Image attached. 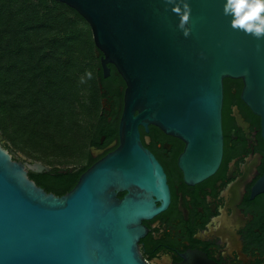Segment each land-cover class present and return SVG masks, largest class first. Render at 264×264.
<instances>
[{"label": "water", "instance_id": "obj_1", "mask_svg": "<svg viewBox=\"0 0 264 264\" xmlns=\"http://www.w3.org/2000/svg\"><path fill=\"white\" fill-rule=\"evenodd\" d=\"M54 1L88 23L103 77L112 65L125 84L118 142L61 197L28 177L50 167L0 145V264H144L140 222L161 211L152 198L168 189L139 126L184 142L187 180L212 176L223 155L225 79L242 81L241 99L264 132V39L234 29L223 0Z\"/></svg>", "mask_w": 264, "mask_h": 264}, {"label": "trees", "instance_id": "obj_2", "mask_svg": "<svg viewBox=\"0 0 264 264\" xmlns=\"http://www.w3.org/2000/svg\"><path fill=\"white\" fill-rule=\"evenodd\" d=\"M99 67L91 29L73 9L54 0H0V141L50 167L28 177L58 197L94 164L88 147L102 136L105 144L118 140L119 117L100 116L106 81ZM108 67L121 101L123 80Z\"/></svg>", "mask_w": 264, "mask_h": 264}, {"label": "flooded vegetation", "instance_id": "obj_3", "mask_svg": "<svg viewBox=\"0 0 264 264\" xmlns=\"http://www.w3.org/2000/svg\"><path fill=\"white\" fill-rule=\"evenodd\" d=\"M108 68L104 78L99 67L106 81L100 116L109 122L121 117L125 84L117 87V101ZM242 89L241 80L223 81V155L202 181L187 180L180 169L181 139L153 123L139 126L140 145L162 168L168 189L165 199L152 198L161 211L140 222L144 264H264V132L260 117L242 101ZM104 139L88 147L94 163L117 146L118 140Z\"/></svg>", "mask_w": 264, "mask_h": 264}, {"label": "clouds", "instance_id": "obj_4", "mask_svg": "<svg viewBox=\"0 0 264 264\" xmlns=\"http://www.w3.org/2000/svg\"><path fill=\"white\" fill-rule=\"evenodd\" d=\"M222 11L234 29L264 39V0H223ZM87 75L91 78V73Z\"/></svg>", "mask_w": 264, "mask_h": 264}, {"label": "rangeland", "instance_id": "obj_5", "mask_svg": "<svg viewBox=\"0 0 264 264\" xmlns=\"http://www.w3.org/2000/svg\"><path fill=\"white\" fill-rule=\"evenodd\" d=\"M4 144H5L4 141H2V142L0 141V145L2 146V148L6 149V150L11 149V148L6 147ZM3 146H4V147H3ZM11 150H12V149H11ZM15 154H16V158H17L18 160L32 162L31 160H28V159L24 158L23 156L17 154L16 152H15ZM38 163H39V162H38Z\"/></svg>", "mask_w": 264, "mask_h": 264}]
</instances>
